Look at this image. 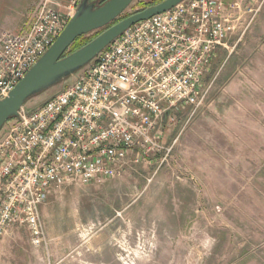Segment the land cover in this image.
Instances as JSON below:
<instances>
[{
	"label": "rangeland",
	"instance_id": "rangeland-1",
	"mask_svg": "<svg viewBox=\"0 0 264 264\" xmlns=\"http://www.w3.org/2000/svg\"><path fill=\"white\" fill-rule=\"evenodd\" d=\"M50 1L58 10L62 0ZM66 1L62 15L83 2ZM161 1L133 0L123 15ZM238 2L258 12L217 50L202 104L165 113L162 150L114 179L55 189L39 209L43 245L15 226L0 240V264H264V2Z\"/></svg>",
	"mask_w": 264,
	"mask_h": 264
},
{
	"label": "built area",
	"instance_id": "built-area-1",
	"mask_svg": "<svg viewBox=\"0 0 264 264\" xmlns=\"http://www.w3.org/2000/svg\"><path fill=\"white\" fill-rule=\"evenodd\" d=\"M53 6L40 0L20 32L0 31V101L75 12L74 5L66 15ZM257 12L238 1L185 0L126 30L72 86L32 111L22 109L0 133V240L19 226L40 248L39 209L51 192L114 179L159 153L165 113L202 104L203 77L217 50Z\"/></svg>",
	"mask_w": 264,
	"mask_h": 264
},
{
	"label": "water",
	"instance_id": "water-1",
	"mask_svg": "<svg viewBox=\"0 0 264 264\" xmlns=\"http://www.w3.org/2000/svg\"><path fill=\"white\" fill-rule=\"evenodd\" d=\"M132 1L108 0L99 5L92 0H83L52 46L15 85L8 96L0 101V131L10 120L18 117V113L32 98L60 84L80 69L86 68L130 27L161 15L185 0H164L157 5L139 11L109 27L86 46L66 55L76 39L108 27L122 16Z\"/></svg>",
	"mask_w": 264,
	"mask_h": 264
},
{
	"label": "crops",
	"instance_id": "crops-1",
	"mask_svg": "<svg viewBox=\"0 0 264 264\" xmlns=\"http://www.w3.org/2000/svg\"><path fill=\"white\" fill-rule=\"evenodd\" d=\"M38 0H0V31H21L25 25V15H28L36 5ZM240 0H229L225 3ZM67 1L62 0L59 5V12H65ZM18 16L20 19L17 20ZM24 22V24H23Z\"/></svg>",
	"mask_w": 264,
	"mask_h": 264
},
{
	"label": "trees",
	"instance_id": "trees-1",
	"mask_svg": "<svg viewBox=\"0 0 264 264\" xmlns=\"http://www.w3.org/2000/svg\"><path fill=\"white\" fill-rule=\"evenodd\" d=\"M108 0H101L99 3V5L103 4L104 2H106ZM164 1V0H162ZM161 1V2H162ZM160 2V3H161ZM155 4V3H154ZM153 5V4H152ZM147 6V5H146ZM145 6V7H146ZM123 15V14H122ZM127 16H120L117 20H115L112 24H110L108 27L102 29V30H97L96 32H93L91 34H88L86 36H82L78 39H76V41L74 43L71 44V47L69 48L68 52L66 53V55L68 54H72L73 52L81 49L82 47L86 46L89 42L93 41L95 38H98L99 35H101L105 30H107L109 27L115 25L116 23L120 22L121 20L125 19Z\"/></svg>",
	"mask_w": 264,
	"mask_h": 264
}]
</instances>
